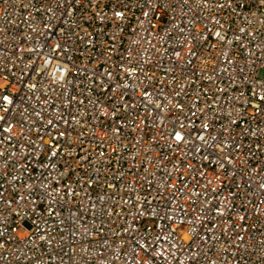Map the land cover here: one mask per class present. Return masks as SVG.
Instances as JSON below:
<instances>
[{
  "label": "built area",
  "instance_id": "obj_1",
  "mask_svg": "<svg viewBox=\"0 0 264 264\" xmlns=\"http://www.w3.org/2000/svg\"><path fill=\"white\" fill-rule=\"evenodd\" d=\"M0 264H264V0H0Z\"/></svg>",
  "mask_w": 264,
  "mask_h": 264
},
{
  "label": "snow or ice",
  "instance_id": "obj_2",
  "mask_svg": "<svg viewBox=\"0 0 264 264\" xmlns=\"http://www.w3.org/2000/svg\"><path fill=\"white\" fill-rule=\"evenodd\" d=\"M5 99H7V97H5Z\"/></svg>",
  "mask_w": 264,
  "mask_h": 264
}]
</instances>
